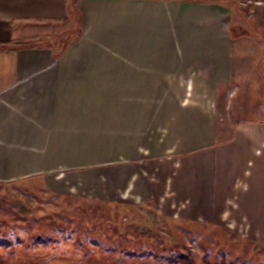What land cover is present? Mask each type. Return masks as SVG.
Segmentation results:
<instances>
[{"label": "crops", "instance_id": "obj_1", "mask_svg": "<svg viewBox=\"0 0 264 264\" xmlns=\"http://www.w3.org/2000/svg\"><path fill=\"white\" fill-rule=\"evenodd\" d=\"M247 1L0 0V184L102 165L124 207L264 246V45L232 43Z\"/></svg>", "mask_w": 264, "mask_h": 264}, {"label": "rangeland", "instance_id": "obj_2", "mask_svg": "<svg viewBox=\"0 0 264 264\" xmlns=\"http://www.w3.org/2000/svg\"><path fill=\"white\" fill-rule=\"evenodd\" d=\"M240 10L232 28L242 38L232 43L264 45L252 12ZM256 67L264 76V64ZM108 168L62 166L67 185L0 184V264H264V246L245 228L182 224L148 204L124 207L96 180L114 173Z\"/></svg>", "mask_w": 264, "mask_h": 264}, {"label": "built area", "instance_id": "obj_3", "mask_svg": "<svg viewBox=\"0 0 264 264\" xmlns=\"http://www.w3.org/2000/svg\"><path fill=\"white\" fill-rule=\"evenodd\" d=\"M263 2H254V1H247V2H244L242 3V7H245V8H249V7H253V6H263Z\"/></svg>", "mask_w": 264, "mask_h": 264}]
</instances>
